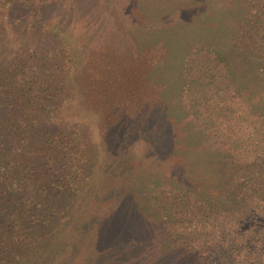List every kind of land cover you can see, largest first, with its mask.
Returning <instances> with one entry per match:
<instances>
[{
  "label": "trees",
  "instance_id": "16d2710c",
  "mask_svg": "<svg viewBox=\"0 0 264 264\" xmlns=\"http://www.w3.org/2000/svg\"><path fill=\"white\" fill-rule=\"evenodd\" d=\"M14 1H1L0 10ZM253 3L240 5L233 25L219 33L226 39L201 44L211 57L197 79L201 100L181 104L182 110L139 93L144 84L158 83L157 69L141 88L128 79L122 91L103 86L119 71L88 77L71 71L81 57L71 47V24L57 20L45 32L64 40L60 53L68 70L62 86H54L45 81L52 63L35 49L24 60L14 23L4 25L12 39L0 55V264H71V254L82 251L93 254L95 264L155 261L143 239L109 234L107 226L120 219L115 212L99 217L95 204L116 188L123 224L134 221L127 201L140 191L130 179L107 190L102 181L125 173L131 150L141 147L157 168L168 165L176 206L194 197L197 223L214 226L188 232L183 251L189 261L264 264V0ZM30 24L21 22L20 30ZM185 78L192 83V75Z\"/></svg>",
  "mask_w": 264,
  "mask_h": 264
},
{
  "label": "rangeland",
  "instance_id": "374dc122",
  "mask_svg": "<svg viewBox=\"0 0 264 264\" xmlns=\"http://www.w3.org/2000/svg\"><path fill=\"white\" fill-rule=\"evenodd\" d=\"M253 4V0H15L6 11L0 10V55L2 47L9 46L13 35L24 53V60L26 54L34 53L30 49H35L41 61L52 63L45 81L61 87L68 70L60 53L64 49V40L46 34L45 28L52 21H63L71 24V47L81 57L76 65L71 64V71H80V77L82 73L88 77L90 73L102 70L108 73L119 71L115 80L103 86L122 91L130 87L128 79H133L141 88L146 83L145 79L157 69L158 83L148 87L144 84L139 93L144 94L149 102L164 103L182 110L184 106L181 104L201 100L197 79L209 69L211 61L201 44L226 39L219 33L226 32L233 25L240 5ZM37 15L43 16L45 21L33 22ZM21 22L26 26L27 23L32 24L20 30ZM8 23H14L12 35L4 26ZM32 25L35 27L31 28ZM187 74L193 76L191 84L186 78L183 81ZM49 83L45 82L46 88L51 85ZM77 84L81 86V82ZM123 98H116V101L120 103ZM117 119V114L112 116L110 124ZM147 151V147L136 148L135 152L131 150L132 157L125 163V173L107 175L102 181V189L107 190L117 186L121 179H130L133 187L140 191L134 198L129 196L127 201L131 202L134 221L123 224L124 207L117 206V193L120 191L116 188L104 197L108 201L99 198L96 201L97 210L102 214L99 217L115 212L120 221L113 227L107 226L111 229L109 234H123L129 238L132 233L143 239L141 247L146 252L149 249L150 256H155V261L148 264H196L195 259L189 261V256L183 251L185 243H188L185 242L186 235L193 230L212 229L214 226L197 223L201 216L199 203L194 197L176 206L179 193L170 179L168 165L157 168L146 157ZM82 211L78 210L82 215L87 213ZM89 212L96 210L91 208ZM75 256L71 254V264H95L93 254L82 251L76 252Z\"/></svg>",
  "mask_w": 264,
  "mask_h": 264
}]
</instances>
